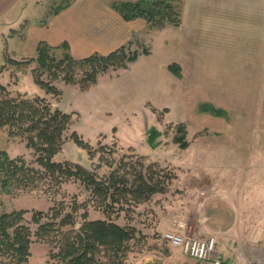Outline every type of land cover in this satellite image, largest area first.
Returning <instances> with one entry per match:
<instances>
[{
    "label": "rangeland",
    "instance_id": "obj_1",
    "mask_svg": "<svg viewBox=\"0 0 264 264\" xmlns=\"http://www.w3.org/2000/svg\"><path fill=\"white\" fill-rule=\"evenodd\" d=\"M108 1L112 5L113 0ZM177 1L181 10L182 0H176V3ZM65 2L66 0H23L24 9L19 8L11 13L10 19L19 16L24 18V23L34 21L46 12L47 15L52 13ZM7 21L8 16L2 23ZM163 28L149 26L141 35L139 45L135 41L132 48H153L159 56L164 52V35L153 40L149 32ZM14 32L12 27L5 26L0 29V38L3 33L8 37ZM3 48L4 41L0 39V82L13 95L46 97L53 107L72 115L73 123L67 131V139L62 149L55 154L54 160H69L89 169L95 168L99 176L104 177L114 166L119 165L123 156L134 157L136 160V155H143L146 163L154 162L156 166L169 169L177 175L167 191L155 193L148 201L135 206L128 215L126 211H122L118 217L113 216V220L120 225H135L144 234H138L140 237L131 240L126 264H192L180 247L165 240L164 233L169 230L193 236L215 234L217 250L229 264H264V161H252L250 158L240 160L238 165L235 164L236 168L234 165L230 166L232 170L228 171L232 174H229L226 181H221V170L224 169L221 164H232L235 160H220L214 152H207V141L195 136L201 129L197 113L190 115L184 112L180 103L169 100L168 92L160 91L162 87L151 95L146 91H132L127 87L133 82L139 67L147 64L146 61L140 60L133 66L130 62L125 68L110 67L84 90L80 81L68 82L63 75L52 79L51 72L43 70L35 59L23 64L8 61L11 57L19 61L29 60L36 57L37 52L17 58L6 42L4 51ZM13 48L16 49L15 43ZM67 52L70 50L65 47L59 49L53 46L49 50V54L57 60L64 58ZM33 69L39 72L43 70V79L55 85L61 94L54 95L37 83ZM76 76L80 80L82 70H78ZM163 84L166 85V82ZM151 101L157 102L159 107L156 108ZM170 102L173 106H170ZM180 122L185 123L189 129L186 136L189 145L185 148L175 140L177 124ZM1 129L8 134L7 129ZM73 130L93 146V155H90L88 147L70 138ZM9 140L11 142L6 151L10 156H24L28 161H34V150L26 145L23 138L9 136ZM261 144L264 146V143ZM253 146L258 147L259 144L255 143ZM89 197V191L78 179L64 182L56 196L41 191H28L18 195L2 189L0 194L3 210L29 209L27 219L31 218L33 209L47 210L55 200L84 202ZM233 203L238 206L235 207ZM108 217L101 209L90 206V219ZM236 217L238 221L233 229L226 234L219 232L218 235V230L230 226ZM78 220L82 218L79 216ZM50 248L49 243L34 242L30 264H64L50 258Z\"/></svg>",
    "mask_w": 264,
    "mask_h": 264
},
{
    "label": "trees",
    "instance_id": "obj_2",
    "mask_svg": "<svg viewBox=\"0 0 264 264\" xmlns=\"http://www.w3.org/2000/svg\"><path fill=\"white\" fill-rule=\"evenodd\" d=\"M55 9H61L71 4ZM176 0H113L112 6L126 20L145 19L150 27L163 28L181 23V10ZM133 43L123 45L107 54L93 53L86 57L75 58L67 52L64 58L56 59L49 54L53 46L40 41L37 56L19 61L23 64L37 60L43 70L52 74V79L63 75L68 82H81L87 89L97 81L98 75L110 67L125 68L136 61L141 54H150L149 47L132 48ZM68 48L67 44L64 45ZM169 68L177 75L181 68L174 62ZM42 70V71H43ZM82 70L83 76L77 79L76 73ZM37 83L54 95L60 90L43 79L41 72L33 69ZM200 110L225 115L226 111L211 103H202ZM73 118L70 113L53 107L46 97H29L23 94L13 95L5 84L0 82V127L8 131L10 137L20 136L26 145L34 150V161L24 156L12 157L6 150H0L1 189L15 194L28 191H41L56 196L64 182L78 179L89 191L90 197L84 202H66L55 200L47 209H33L30 219L29 209L3 210L0 199V264H30L32 244L36 241L49 243L50 258L64 264H126L131 250L130 242L144 235L132 224L120 225L113 220L122 211L127 215L135 206L152 198L155 193L165 192L177 175L166 168L158 167L154 162L146 163L143 155L122 157L118 166L104 176L97 170L65 160H54L67 139ZM187 125L177 124L175 140L185 148ZM70 138L82 146L88 147L90 155L95 150L82 136L73 130ZM100 167V166H99ZM101 209L107 219H90L89 208ZM82 220H78V217Z\"/></svg>",
    "mask_w": 264,
    "mask_h": 264
},
{
    "label": "crops",
    "instance_id": "obj_3",
    "mask_svg": "<svg viewBox=\"0 0 264 264\" xmlns=\"http://www.w3.org/2000/svg\"><path fill=\"white\" fill-rule=\"evenodd\" d=\"M181 5L179 25L149 32L153 40L164 35V52L157 56L150 48V54L132 62L131 66L140 60L147 64L139 67L127 87L150 95L162 87L160 91L168 92L169 100L180 103L184 112L197 113L201 129L195 136L207 141V152L220 160H235L221 164L220 179L226 181L232 174L228 169L236 168L240 160L264 161V0H182ZM23 7V0H0V29L10 26L15 31L8 37L3 33L0 39L17 58L36 54L40 41L59 49L67 44L75 58L107 54L130 42L139 45L149 29L143 18L124 19L108 0H72L59 12H46L26 23L23 17L10 19L11 13ZM7 16L9 21L2 23ZM174 62L181 68L180 75L169 68ZM202 103L222 108L226 114L199 110ZM10 142L0 128V149L8 151ZM237 221L236 217L218 235L233 229Z\"/></svg>",
    "mask_w": 264,
    "mask_h": 264
},
{
    "label": "built area",
    "instance_id": "obj_4",
    "mask_svg": "<svg viewBox=\"0 0 264 264\" xmlns=\"http://www.w3.org/2000/svg\"><path fill=\"white\" fill-rule=\"evenodd\" d=\"M166 241L181 248L182 252L192 258L194 264H225L224 256L217 250L215 235L193 236L185 232L166 231Z\"/></svg>",
    "mask_w": 264,
    "mask_h": 264
}]
</instances>
